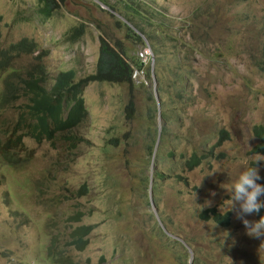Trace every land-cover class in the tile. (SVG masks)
<instances>
[{
	"label": "rangeland",
	"instance_id": "1",
	"mask_svg": "<svg viewBox=\"0 0 264 264\" xmlns=\"http://www.w3.org/2000/svg\"><path fill=\"white\" fill-rule=\"evenodd\" d=\"M140 1L153 11L149 23L134 19L146 34L142 43L96 0H66L48 19L37 14V0H0L1 48L28 39L46 52L40 60L37 53L14 57L11 69L41 66L48 86L62 71L74 70L76 80L92 74L101 37L121 43L131 59L147 45L152 54L148 77H135L144 86L132 94L133 120L124 116L127 86L90 83L82 93L87 117L67 135L74 141L66 133L41 142L24 136L10 151L11 164L0 151V264H50L52 234L73 264H264V236L247 234L227 191L251 165L264 185V155L251 153L259 143L253 128L264 123V0ZM80 25L84 34L70 41L67 34ZM9 73L0 72V91ZM25 104L0 101L1 143L17 129ZM149 127L161 132L157 160L147 147L158 132L147 134ZM219 140L187 170L192 152L201 155ZM152 162L162 178L154 179ZM145 176H152L147 187ZM209 209L228 214V226L202 219ZM76 213L80 221L69 222ZM244 219L258 221L256 213ZM83 225L95 226L86 249L66 247L68 233Z\"/></svg>",
	"mask_w": 264,
	"mask_h": 264
},
{
	"label": "trees",
	"instance_id": "2",
	"mask_svg": "<svg viewBox=\"0 0 264 264\" xmlns=\"http://www.w3.org/2000/svg\"><path fill=\"white\" fill-rule=\"evenodd\" d=\"M104 7L108 8L111 12L117 13L127 23L131 24L141 36L146 35L144 29L137 25L134 21L136 16L142 23H149L153 11L144 9L140 0H96ZM66 2V0H37L38 11L40 17L48 19L52 17L59 8ZM150 15V16H149ZM1 23V17H0ZM125 23L118 21V25L126 28L130 36L135 40L142 43L141 36L130 28ZM134 31V32H133ZM84 34V26L72 28L68 35L70 41H76ZM128 35V36H129ZM129 36V37H130ZM149 38V36H148ZM1 40V30H0ZM151 48V46H149ZM39 46L33 40L22 39L15 44H11L8 48H1L0 41V72L10 70L7 78L4 80V88L0 91L1 103L7 104L12 98L15 102L20 99L26 100L23 106L25 109L20 113L16 123L17 129L11 132V136L7 142L1 143L0 151L2 152L3 160L12 163L14 162L13 155L10 151L15 150L23 145L22 137L30 136L36 142L43 140H53L56 133H66V137L70 141H74L77 136H67L70 131L77 128L87 117L88 111L84 103L82 93L84 88L90 83H109L115 85H125L128 88L129 98L124 107V116L127 121H131L135 117V103L133 99V91L136 87H143L144 83L136 84L133 79V74L136 70H141L143 75L148 77L144 64L140 58L136 56L131 59L128 56L127 50L121 43L112 45L103 37L99 38L98 56L96 61V68L92 74H89L81 79L76 80V73L74 70L62 71L58 73L48 86L47 75L44 73L41 66L30 68L28 71L21 73L17 70H12L10 63L14 57L21 54L30 55L36 54L35 60H40L46 52L40 51ZM155 62V60H154ZM262 63L264 70V45L262 47ZM155 66V64H154ZM12 79L17 80L14 82ZM154 107L148 106L146 110V120L149 124H154L155 116ZM165 130V128H164ZM21 131V134H18ZM142 131H145L142 129ZM158 132V129L151 130L149 127L146 133L151 135ZM254 136L259 140V143L252 148L251 153L264 155V123L253 128ZM221 135H226L221 131ZM151 145L147 147L149 155L152 159L157 160L160 137L157 143V138L154 137ZM221 140L217 141L211 148L203 147V154L197 155L198 151L190 154L184 162L187 170H192L199 166L204 159L212 155L213 150L220 145ZM73 143V142H72ZM116 145L119 140H113ZM10 153V154H9ZM169 156L173 157L174 152H170ZM153 177L154 179L162 178V173L155 168L154 162ZM152 184L151 179L143 177L142 183L147 187V183ZM82 188L81 192H83ZM81 192L79 194H81ZM211 213V216L208 215ZM257 218L264 216L261 210L256 213ZM82 213H76L68 218L69 222H79ZM200 217L204 220L214 219L215 223L220 226L226 227L229 224V215L224 216L217 214L214 209L204 211ZM50 230L51 227L47 225ZM94 225H83L76 227L68 233L65 240V246L82 252L88 246V236L94 229ZM57 235H50L49 244L46 246L45 257L50 264H73L69 258H64L61 253V243ZM100 264H105L104 258L100 259Z\"/></svg>",
	"mask_w": 264,
	"mask_h": 264
},
{
	"label": "clouds",
	"instance_id": "3",
	"mask_svg": "<svg viewBox=\"0 0 264 264\" xmlns=\"http://www.w3.org/2000/svg\"><path fill=\"white\" fill-rule=\"evenodd\" d=\"M262 159H256L258 163ZM261 177L258 167L249 166L240 172L236 180L227 189L230 193V209L236 210L238 219H241L247 230V234L252 237L264 236V216L258 221H248L244 219L246 215L258 213L264 208V185L257 183Z\"/></svg>",
	"mask_w": 264,
	"mask_h": 264
},
{
	"label": "built area",
	"instance_id": "4",
	"mask_svg": "<svg viewBox=\"0 0 264 264\" xmlns=\"http://www.w3.org/2000/svg\"><path fill=\"white\" fill-rule=\"evenodd\" d=\"M151 51H150V47L147 45L140 53H139V58L141 60V62L145 65H147L149 63L150 57H151ZM153 64V60L151 62V65ZM140 74L143 75V72L141 70H136L133 74V79L135 80V77H139Z\"/></svg>",
	"mask_w": 264,
	"mask_h": 264
},
{
	"label": "water",
	"instance_id": "5",
	"mask_svg": "<svg viewBox=\"0 0 264 264\" xmlns=\"http://www.w3.org/2000/svg\"><path fill=\"white\" fill-rule=\"evenodd\" d=\"M99 5H101L98 1H96ZM101 6H103V5H101ZM104 7V6H103ZM104 8H106V7H104ZM109 10V9H108ZM111 12V11H110ZM113 13V12H112ZM113 14H115V13H113ZM119 19H121L126 25H128L130 28H132L139 36H141L140 35V33L138 32V31H136L133 27H131V25L129 24V23H127L124 19H122L120 16H118L117 14H115ZM155 94H156V89H155ZM156 98V102H157V97H155ZM157 112L159 113V109L157 110ZM159 137H160V129H158V134H157V143H158V140H159ZM151 204H152V201H151Z\"/></svg>",
	"mask_w": 264,
	"mask_h": 264
},
{
	"label": "bare ground",
	"instance_id": "6",
	"mask_svg": "<svg viewBox=\"0 0 264 264\" xmlns=\"http://www.w3.org/2000/svg\"><path fill=\"white\" fill-rule=\"evenodd\" d=\"M10 154V153H9ZM16 160V159H15ZM13 166H15V165H13Z\"/></svg>",
	"mask_w": 264,
	"mask_h": 264
}]
</instances>
